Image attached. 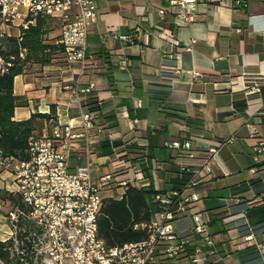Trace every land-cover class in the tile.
Segmentation results:
<instances>
[{
  "label": "crops",
  "instance_id": "obj_1",
  "mask_svg": "<svg viewBox=\"0 0 264 264\" xmlns=\"http://www.w3.org/2000/svg\"><path fill=\"white\" fill-rule=\"evenodd\" d=\"M176 10L169 0L97 1V19L87 37L91 66L80 79L94 83L87 103L110 135L96 145V156L128 142L133 160L147 158L145 187L156 190L182 184L187 177L182 162L207 159L211 172L197 188L199 199L222 188L227 193L212 195L222 201L204 209H197L195 201L175 221V229L191 230V213L202 211L210 218L222 261L253 264L259 256L238 251L237 243L251 232L257 241L264 238V151L255 160L257 138L248 136L252 123L264 136V0H197V18L187 25L177 24ZM126 34L133 43L119 37ZM57 39L52 44L61 48ZM77 72L78 64L67 65L63 52L39 70L26 67L14 77V93L26 102L15 107L13 119H27L37 107L50 111L53 105L61 122L77 125L76 102L63 88ZM166 74L173 75L170 82ZM253 83L260 91L247 93L245 86ZM191 135L197 138L187 153L163 146L166 139ZM230 136L214 153L208 151ZM77 160H84L81 154L74 156ZM14 188L10 169L0 167V240L12 230L6 215L13 206L4 196ZM232 214L239 219L224 222Z\"/></svg>",
  "mask_w": 264,
  "mask_h": 264
},
{
  "label": "built area",
  "instance_id": "obj_2",
  "mask_svg": "<svg viewBox=\"0 0 264 264\" xmlns=\"http://www.w3.org/2000/svg\"><path fill=\"white\" fill-rule=\"evenodd\" d=\"M98 0H0V40L14 39L17 51L0 53V74L16 59H25L28 48L22 44L23 35L38 16L58 23L57 43L61 46L67 65L78 64V72L70 83L64 84L76 102L78 124L61 122L57 113L56 124L28 139L29 158L10 164L0 160V167L10 166V175L27 210L10 209L7 220L12 230L0 241L6 256L0 255V264H165L184 260L185 264H233L222 261L216 241L209 230L210 218L202 211L191 213L192 229L177 231L175 221L185 215L199 199L197 188L211 172L207 159L182 162L187 174L177 188L157 190V203L149 220L134 224L146 230L148 236L121 245L108 246L98 235L97 216L104 196L122 198L134 186L145 187L142 166L148 161L142 156L133 160L129 143L112 145L110 151L96 156V145L107 141L110 135L97 123L87 100L94 83H82L81 76L91 66L87 37L90 26L97 19ZM176 5L175 19L187 25L197 18V0H169ZM239 3L245 0H237ZM163 14L165 10L159 8ZM134 42L131 34L119 36ZM247 93L259 92L258 83L245 86ZM34 112L49 113L37 107ZM68 116V108L65 110ZM52 121V119H50ZM249 134L256 137L252 145L253 157L264 151V136L250 125ZM196 136L174 137L163 141V146L179 153L192 148ZM232 137L219 140L208 148L210 153ZM81 154L83 161H73ZM79 159V158H78ZM21 216L24 223L17 225ZM232 214L223 220H238ZM253 245L259 259L253 264H264V238L255 240L254 233L237 243L242 249Z\"/></svg>",
  "mask_w": 264,
  "mask_h": 264
},
{
  "label": "trees",
  "instance_id": "obj_3",
  "mask_svg": "<svg viewBox=\"0 0 264 264\" xmlns=\"http://www.w3.org/2000/svg\"><path fill=\"white\" fill-rule=\"evenodd\" d=\"M53 19L38 16L35 23L25 30L22 44L28 48V53L23 60L16 59L5 72L0 74V160L5 159L12 167L14 163L29 158L28 139L32 134L41 133L43 128L50 130L56 124L55 109L52 105L49 113L34 112L27 119H13L16 106L24 104L26 99L14 93V77L24 71L31 63L44 64L46 53L53 47L45 42L47 33L51 29ZM17 51L14 39L0 40V53ZM111 76V72H108ZM173 75L166 74L168 82ZM169 86V83L166 84ZM92 110L91 107H89ZM182 111V110H180ZM168 115L185 118V115L167 111ZM52 119V121H50ZM157 190L153 186L129 188L122 198L104 196L97 216L98 235L108 246L121 245L125 242L144 239L148 233L144 229L134 228L135 223L149 220L157 203L153 195ZM10 201L13 209L27 210L20 194L8 191L4 196ZM1 198L3 195L1 194ZM24 221L21 216L17 225ZM4 243L0 241V255L5 257ZM238 251H246L253 258L258 257L255 246L250 245Z\"/></svg>",
  "mask_w": 264,
  "mask_h": 264
},
{
  "label": "rangeland",
  "instance_id": "obj_4",
  "mask_svg": "<svg viewBox=\"0 0 264 264\" xmlns=\"http://www.w3.org/2000/svg\"><path fill=\"white\" fill-rule=\"evenodd\" d=\"M59 34V28H58V23L57 21L53 20L51 23V29L50 31L47 33L46 38H45V42L51 44L52 46H54L52 44V42L54 41L55 38L58 37ZM56 46V47H55ZM54 47H51L50 50L46 53L44 59H45V63L50 62L51 58L55 57H61L62 55V49L55 45ZM42 67L41 63H31L28 66V70L30 71H34V70H39ZM252 126L256 129L255 125L252 123ZM249 139H253L250 134H248ZM222 155V154H221ZM243 162V161H241ZM3 168V167H2ZM7 168H10V166H8ZM219 186V184H218ZM227 193V188H222L219 190H213L211 192V196L207 197V198H200L198 199L195 203H196V207L197 209H204L206 207V205H214L215 202H221L222 199L219 197H213L212 195L214 194H226ZM229 263V262H228ZM165 264H185L184 260H179V261H171Z\"/></svg>",
  "mask_w": 264,
  "mask_h": 264
}]
</instances>
